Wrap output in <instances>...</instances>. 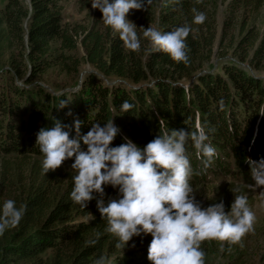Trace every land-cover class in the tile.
Wrapping results in <instances>:
<instances>
[{"label": "trees", "instance_id": "obj_1", "mask_svg": "<svg viewBox=\"0 0 264 264\" xmlns=\"http://www.w3.org/2000/svg\"><path fill=\"white\" fill-rule=\"evenodd\" d=\"M4 1L0 52L9 50L10 65L3 74L24 84L0 87V154L6 155L0 158V205L14 200L22 208V217L0 233V264H95L101 256L105 264H135L129 256L119 255L117 238L106 231L107 220L97 208L99 196L93 194L82 208L70 199L75 173L54 170L45 174L39 160L29 159L30 155L43 158L36 135L55 121L67 126L72 139L76 138L75 120L80 121V135H84L92 124L103 126L113 119L119 132L110 147L127 139L141 149L159 134L180 129L191 132L200 125L215 152L225 156L233 143L241 158L238 167L244 165L247 155L254 161L264 158V77L251 72L264 68V29L248 31L235 46L231 43L234 56L248 68L231 61L218 62L214 68L208 63L214 42V0H163L154 15L157 0H145L141 10L128 13L140 38L141 47L135 51L127 49L118 34L104 25L102 13L96 14L89 27H83L64 22L61 4L66 0ZM77 1L83 7L91 5L90 0ZM263 4L264 0H231L229 6L249 7L258 14ZM197 12L206 17L201 24L193 23ZM230 17L223 32L231 27ZM183 26L190 29L185 38L186 63L155 51L143 36L148 27L164 33ZM79 49L83 54L77 53ZM26 63L31 75L23 80ZM54 65L73 76H78L83 65L91 70L75 93L55 95L32 85V79ZM3 77L7 83L9 79ZM64 100L66 107L60 108ZM124 101L133 106L127 113L120 110ZM248 108L252 110L248 112ZM187 145L192 146L190 140ZM194 159L197 167L204 158L197 154ZM73 162L74 157L62 164ZM201 168L211 170L212 166L205 168L202 163ZM105 188L109 194L118 191ZM243 255L236 254L229 264H244Z\"/></svg>", "mask_w": 264, "mask_h": 264}, {"label": "clouds", "instance_id": "obj_2", "mask_svg": "<svg viewBox=\"0 0 264 264\" xmlns=\"http://www.w3.org/2000/svg\"><path fill=\"white\" fill-rule=\"evenodd\" d=\"M90 3L92 9L102 13L104 25L114 35L118 34L127 49L135 51L141 47L137 27L126 15L130 10H141L145 0H90ZM205 19L204 13L197 12L193 23L201 24ZM189 31L187 26L164 33L148 27L143 36L155 51L186 63L185 38ZM78 90L72 88L70 92ZM64 107L66 100L61 101L60 108ZM132 107L124 101L120 110L127 113ZM80 126L79 120L73 122L76 138L72 139L65 130L67 126L59 121L38 131L36 145L43 155L42 169L46 174L74 157L71 169L76 174L72 177L70 199L85 208L93 194L100 197L97 208L107 220L106 231L117 238L116 247L124 249L133 237L150 234L147 253L150 264H205L202 242L236 243L252 230L255 215L246 195L234 196L228 212L223 201L202 208L193 196L186 144L191 141L197 154L204 158L205 168L215 155V148L207 142L208 136L200 125L191 132L180 129L159 134L143 149L127 139L119 146L110 147L119 132L113 119L103 126L92 124L84 135H80ZM246 162L254 181L248 187L260 189L264 195V158ZM107 186L118 188L119 198L105 206L103 196ZM21 217L22 208L16 207L12 199L5 200L0 205V233L18 224ZM95 264H105V258L101 256Z\"/></svg>", "mask_w": 264, "mask_h": 264}, {"label": "rangeland", "instance_id": "obj_3", "mask_svg": "<svg viewBox=\"0 0 264 264\" xmlns=\"http://www.w3.org/2000/svg\"><path fill=\"white\" fill-rule=\"evenodd\" d=\"M163 0H157V3L154 8V14L158 13L159 5ZM5 1L0 0V12L4 6ZM231 0H214L215 9L213 10L212 17V26L214 34V42L212 51L209 57V65H213L214 68L217 66V63H225L226 61L236 62L241 67L245 69L249 65L244 62L241 63L233 54L232 46L237 44L242 36H244L248 31L249 32H262L264 29V4L263 7L258 11V14L254 13L249 7L245 10L242 8H233L230 7ZM62 15L64 22L79 24L83 27H89L92 20L95 18L96 14L101 13L98 9H92L91 5L89 7L81 6L77 0H66L62 2ZM232 15V16H231ZM230 17L233 22L231 27L226 29V32L222 31L223 24ZM128 19V14L126 15ZM241 29L243 32L241 33ZM225 49H229L225 52V56L221 57ZM9 50L0 52V87L4 85H19L22 86L23 81L17 80L15 77L11 79L10 74H3V71L9 68ZM78 54H83V51L79 49ZM91 69L87 65H83L79 70L78 76L68 75L63 72L60 68L51 66L40 77L32 79V85H40L45 89L47 88L49 93L59 95L62 92H70L72 88H80L82 83V78L84 74ZM214 70V69H212ZM210 70V71H212ZM251 70V69H250ZM206 71V70H205ZM205 71H201V74ZM252 74L256 77H264V68L260 71L251 70ZM31 75V66L28 63L24 64L23 68V80L25 78H30ZM3 76H7L8 82L5 83ZM12 83V84H11ZM246 108L249 107L247 104ZM252 108H248L250 112ZM18 112H16L17 114ZM247 113V112H246ZM259 118H257L258 120ZM17 120V119H16ZM25 127V126H24ZM24 132H27L23 129ZM256 128H254V135L256 136ZM24 137H27V134H24ZM26 147L29 146V142H24ZM253 142H251L248 147H252ZM186 155L188 156L189 161L194 159L196 150L192 146L186 144ZM225 153L227 156L228 171L227 174L224 172V169L216 170L217 167L214 166V171H218V179H214L210 173L198 174L204 179V183L199 184V182L194 183L192 186L194 189L193 196L196 202L200 203L202 208H207L214 203H219L223 201L225 206V212L230 210V205L236 195H246L248 197V205L255 215V220L253 223V228L250 232L246 233L240 241L236 243H229L227 241L221 242L217 240H206L202 242L201 248L205 252V264H229V261L233 256L239 253H243L244 264H264V195H262L261 190L254 188V190H245L243 183L245 182V171L251 170L249 164H246L245 167L239 168L235 166L238 164L240 157L235 153V150L232 146H229ZM16 155V154H15ZM6 155L0 154L1 157ZM249 156V155H247ZM9 157H15L10 155ZM7 157V158H9ZM16 159H22V156L15 157ZM29 159L39 160L42 163L43 158H37L34 155H30ZM70 164H62V166L55 171L60 172H72L75 173L74 169H71ZM252 178V177H251ZM208 180L207 182H205ZM254 183V181L252 180ZM190 183V179H189ZM250 185V184H249ZM239 188V191L235 189ZM106 189V188H105ZM119 195H113L104 193V205L107 206L108 202L112 199H118ZM151 235H141L140 237H133L126 247L123 249L121 247L118 252L120 256L128 257L132 259L135 264H150L147 259L148 247L151 242ZM221 244H223V249H221ZM1 250V247H0ZM1 253V251H0ZM113 258V256H112Z\"/></svg>", "mask_w": 264, "mask_h": 264}]
</instances>
